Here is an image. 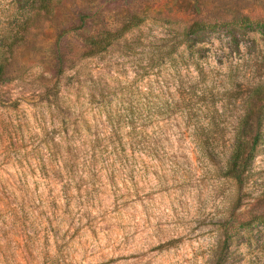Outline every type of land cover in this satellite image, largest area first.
<instances>
[{"label": "rangeland", "instance_id": "rangeland-1", "mask_svg": "<svg viewBox=\"0 0 264 264\" xmlns=\"http://www.w3.org/2000/svg\"><path fill=\"white\" fill-rule=\"evenodd\" d=\"M13 1L0 0V45ZM195 6L209 16L264 18V0H61L36 24L0 83V264H264V138L240 189L220 174L219 163L201 157L192 132L207 126L204 119L178 114L148 127L156 139L163 134L160 160H138L140 171L129 175L118 150L132 141L115 135V115L133 104L137 57L121 44L85 57L88 36L116 31L133 14L148 20L127 39L148 41L189 24ZM239 39L238 47L225 37L215 41L204 87L233 88L240 98L247 86L264 84V34ZM82 67L113 88L110 103H101ZM163 74L169 83L162 99L179 98L173 71ZM197 74L183 71L186 80ZM222 102L220 113L241 110Z\"/></svg>", "mask_w": 264, "mask_h": 264}, {"label": "trees", "instance_id": "trees-1", "mask_svg": "<svg viewBox=\"0 0 264 264\" xmlns=\"http://www.w3.org/2000/svg\"><path fill=\"white\" fill-rule=\"evenodd\" d=\"M60 1L14 0L12 2L13 12L7 19L0 45V83L6 80L8 67L16 51L25 45L27 36L37 27L36 24L41 19L51 18ZM191 11H196V16L189 24L171 26L166 35L148 41L139 37L127 39L128 33L140 28L148 20L147 16L133 14L116 31L88 36L85 57L105 55L116 44H121L128 55L137 57L135 79L132 84L135 87L133 92L136 94L131 101L133 104L128 113L115 115L117 116L115 135H118L120 140L126 136L132 141L130 149L121 142L122 148L118 150V154L123 155L124 158V161L120 162L121 167L127 169L124 170L127 174L134 176L140 171L136 165L138 160L142 161L143 158L148 157L160 160L159 143L163 134L161 133L156 139L147 129L154 122L168 120L179 114L188 120L195 119V122L204 119L203 123L207 126L197 127L192 132L195 140L199 142L201 157L219 163L220 174L232 179L240 189H243L250 180L252 165L264 138V84L247 86L243 90L246 95L240 98L235 96L233 88L224 87L223 90L214 92V88L204 87L203 82L208 75L205 72V64L208 63L209 52L216 40L225 37L232 45L238 47L242 34L249 32L264 34V18L244 13L232 17L228 14L220 17L209 16L197 6L191 7ZM168 23L175 25L176 21L169 20ZM56 57L57 74L63 76L66 71L65 59L59 50ZM225 63V56H219L220 68ZM192 68L198 74L191 75L189 80H186L183 71L189 72ZM164 70H172L173 79L178 81L176 87L179 98L177 99L164 101L161 97L160 90L169 83L163 74ZM79 72L92 82L101 97V103H110V91L113 88L102 87L101 83L94 79L92 72L84 67L82 71L79 69ZM79 72L75 70L71 77H75ZM144 81H147V90L141 89V83ZM232 81L239 84L238 75L234 74ZM155 84L160 91L156 95ZM94 100L95 98H91L89 103H93ZM221 101H224L223 106L239 103L240 112L233 116L225 111L220 113L217 105ZM207 112L211 113L206 114ZM223 123L230 126H221ZM210 125L211 127H208ZM213 125L215 127H212ZM126 126L130 131L123 134L122 131ZM126 151H130L129 154H126ZM115 170L114 173L123 171V169H118L117 172Z\"/></svg>", "mask_w": 264, "mask_h": 264}]
</instances>
